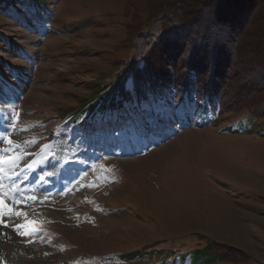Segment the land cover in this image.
Returning <instances> with one entry per match:
<instances>
[{
	"label": "rangeland",
	"instance_id": "rangeland-1",
	"mask_svg": "<svg viewBox=\"0 0 264 264\" xmlns=\"http://www.w3.org/2000/svg\"><path fill=\"white\" fill-rule=\"evenodd\" d=\"M147 2L0 13V249L23 256L0 264H170L211 242L230 252L211 264L264 262V120L198 123L171 93L154 111H88Z\"/></svg>",
	"mask_w": 264,
	"mask_h": 264
},
{
	"label": "trees",
	"instance_id": "trees-1",
	"mask_svg": "<svg viewBox=\"0 0 264 264\" xmlns=\"http://www.w3.org/2000/svg\"><path fill=\"white\" fill-rule=\"evenodd\" d=\"M32 1L0 0V13ZM145 10L146 19L136 14L128 26L130 57L116 63L89 113L140 112L144 104L154 111L171 93L181 117L193 109L198 123L242 109L264 120V0H148ZM257 128L264 136V122ZM223 247L211 242L170 264L215 263L229 255Z\"/></svg>",
	"mask_w": 264,
	"mask_h": 264
},
{
	"label": "bare ground",
	"instance_id": "bare-ground-1",
	"mask_svg": "<svg viewBox=\"0 0 264 264\" xmlns=\"http://www.w3.org/2000/svg\"><path fill=\"white\" fill-rule=\"evenodd\" d=\"M3 216V215H2ZM2 218V217H1ZM8 218V217H7ZM2 220H5V218L3 219L2 218ZM9 221V220H8ZM29 226V225H28ZM7 231V227H2L1 225H0V238H1V236H2V233L3 232H6ZM1 241V240H0ZM0 257H4V258H7V259H9V260H12V259H14V260H16V261H23V256H21V255H17L16 253H9V252H5V250L2 248V249H0Z\"/></svg>",
	"mask_w": 264,
	"mask_h": 264
},
{
	"label": "snow or ice",
	"instance_id": "snow-or-ice-1",
	"mask_svg": "<svg viewBox=\"0 0 264 264\" xmlns=\"http://www.w3.org/2000/svg\"><path fill=\"white\" fill-rule=\"evenodd\" d=\"M2 206H6V205H5V203H4L3 200H0V207H2ZM17 215H19V213H17ZM0 223H4V222H3V221H0ZM27 223H28V224H34V222H32V221H28ZM4 226L7 227L8 225H7L6 223H4ZM15 227H16L17 229H19V228H21V227H24V225L16 224ZM26 234H27V233H21V235H26Z\"/></svg>",
	"mask_w": 264,
	"mask_h": 264
}]
</instances>
